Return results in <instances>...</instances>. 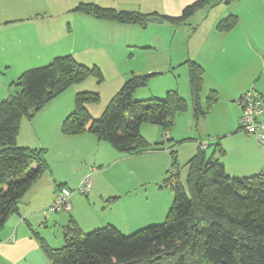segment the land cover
Masks as SVG:
<instances>
[{"label":"crops","instance_id":"0c3cea01","mask_svg":"<svg viewBox=\"0 0 264 264\" xmlns=\"http://www.w3.org/2000/svg\"><path fill=\"white\" fill-rule=\"evenodd\" d=\"M199 1L205 0H0V102L15 92L13 84L23 73L49 65L56 57L96 53L112 68H117L118 60L124 59L135 48L145 46L147 52L159 55L146 61L138 71L155 72L167 67L164 71L171 72L174 80L166 88L168 91L176 88L182 97H191L189 78L182 81L184 88L177 78H181V70L184 73L188 65L186 61H192L204 69V88L209 95L212 92L217 94L212 112L199 120L191 109L177 115L179 120L186 116L192 130L190 135L197 139L188 162L199 152L200 142L208 141L207 160L224 164L228 176L241 178L264 172V146L256 137L241 133L237 125L242 114L238 105L241 95L254 90L264 100V0H234L230 6L226 0H214L199 8L184 23L176 24L162 17H179L186 7ZM82 4L155 15L164 22H149L140 26L102 20L78 10ZM230 15H235L238 23L228 32L219 31V23ZM55 17L60 20L53 28ZM64 19L74 22L84 33L78 43L67 44L61 40L67 34V30L63 29ZM180 54H183V60L173 57ZM221 107L234 111L235 123L212 119L214 109ZM64 108L58 103L49 120L43 109L37 113L41 115L36 127L31 124L21 127L18 136L20 147H34V132L43 149L46 148L40 137L54 134L56 149H46V157L51 153V160L48 161L50 170L24 196L19 213L10 216L0 231V264H44L48 259L39 239H44L49 248L58 249L63 247L58 243L65 244V228L71 222L77 223L84 233L99 229L96 227L103 224L96 222L95 207L98 205L102 208L109 206L110 213L104 224L108 222L107 225L116 227L121 233L131 226L141 229L145 225L162 222L171 205L172 195L153 204L146 200L150 209L142 208L137 201L135 207L131 199L132 183L126 179V173L121 179V173L111 175V172L119 165L133 164L159 175L153 176L156 179H164L169 170L170 151H178L175 148L177 143L170 149L157 147L126 154L89 133L65 136L61 132V125L70 114L66 116L67 111L63 114ZM144 126L141 127L142 133L147 130ZM156 128L158 136L162 134L165 139L168 137V142L178 139V132H166L161 126ZM212 146L215 150L208 156L207 152ZM134 171L131 170L130 174ZM87 176L93 179L89 194L83 197L73 192L71 211L51 212L44 222L40 211L42 213L53 203L58 185L63 184L75 191ZM136 179L141 186L145 185L144 181L150 183L147 178ZM109 180L115 181L114 185L104 187ZM131 207L138 218L133 217ZM50 223L52 229L47 228ZM43 228L52 233L58 232L55 236L57 244L47 237L48 232L40 230Z\"/></svg>","mask_w":264,"mask_h":264},{"label":"trees","instance_id":"16d2710c","mask_svg":"<svg viewBox=\"0 0 264 264\" xmlns=\"http://www.w3.org/2000/svg\"><path fill=\"white\" fill-rule=\"evenodd\" d=\"M213 2L199 1L186 7L179 17H162L176 24L184 23L199 8ZM78 10L98 19L140 26L147 25L152 17L96 4H82ZM238 20L235 15L226 17L219 23V31H230ZM188 65L190 101L176 90L168 91L164 99L135 101L133 93L146 86L149 77L133 76L100 119L93 120L85 107L88 102H98L99 95L78 93L75 110L63 121L61 132L65 136L92 134L126 154L157 148V144H150L141 135L144 123L162 126L168 132L177 115L192 107L199 120L217 101V94L212 92L205 106L201 105L204 69L192 61ZM94 73L100 75L99 68L79 65L73 55L56 57L49 65L23 73L13 84L15 92L0 102V231L10 216L19 213L24 196L50 170L46 149L18 145L22 120L33 119L67 88ZM176 153L170 151L172 164L164 181V186L174 192L165 222L132 235H124L112 225L84 233L77 223L71 222L65 228L63 247L51 249L44 239H39L49 261L52 264H264V172L232 179L224 164L209 162L206 150L200 148L187 164V179L183 183ZM62 187L65 185L59 184L57 189Z\"/></svg>","mask_w":264,"mask_h":264},{"label":"rangeland","instance_id":"374dc122","mask_svg":"<svg viewBox=\"0 0 264 264\" xmlns=\"http://www.w3.org/2000/svg\"><path fill=\"white\" fill-rule=\"evenodd\" d=\"M231 3L229 4V6L231 5ZM105 7H107V6H105ZM67 18H68V20L70 19V17H67ZM59 20L60 19L58 17L53 18V28H54V26H56V23L59 22ZM65 21H64L65 23L63 25V29L65 28L67 30V32H66L67 34H66V36H62L61 40L64 42H67V44L73 43L75 41L78 43L80 40V37L83 36L84 33L79 31L78 26H76L74 22L70 23L69 21L67 22V20H65ZM157 55H159V54H156L154 52H147L145 50V46H140L138 49L135 48V50L133 52L131 51L130 53H128V55L126 57H124V59H122L120 61L118 60L117 61L118 62L117 68H112L108 63H106L96 53L94 55L85 53L83 55H80L79 57H76L73 55L74 58L76 59L77 63H79V65H83L88 69H94L95 67L99 68L100 75H97L94 73L92 76L87 78L85 81H82V82L77 83V84H73L72 86L67 88L63 93H61L58 97H56L55 100L53 99L54 102H51V104H49L47 106V108L44 109L45 113H47L46 114L47 119L49 120V115L56 110L58 103H60V105L65 107L63 114H65V111H67V107L70 105V107L68 108V111L66 113V116L71 114L75 110L76 95L78 93H81V92H90V93H96L99 95L100 98H99L98 102H95V101L88 102L85 105V107L89 111L93 120L100 119L102 117V115L104 114V112L108 109L110 102L112 101L114 96L121 90L123 85L128 80H130L133 76L149 77L147 85L138 88L133 93V96H132L133 100L143 102V103H147L146 101L151 100V99H157V100L164 99L167 95V92H168V90L166 88L169 87V83L171 81H174V80H172V73L168 72V71H166V72L164 71V70H167V67H161L162 69H158L155 72L138 71V69L140 67H142V65L146 61H149L152 58H155V56H157ZM165 56H166V59L168 60V55L166 54ZM173 57L176 60H183V58H184L183 54H180L178 56L174 55ZM188 62L189 61H186L187 64H188ZM185 71H186V73H185ZM188 72H189V68L187 65L184 68V73H183V70H181V72H180L181 78H177V81H179L182 88H184L182 81L183 80L185 81V79L187 80L189 78ZM175 89L176 88H174L173 90H175ZM179 94H181V93H179ZM208 96H209V91L206 88H204V90L201 93V105L203 107L205 106L206 99ZM187 99L190 101L191 97L187 98ZM190 109L189 110L193 113V108L191 107ZM211 112H212V110L210 111V113ZM40 115H36L31 120L24 118L22 120L21 127H24V125L29 127L30 124L33 125V127H36ZM177 117L174 121L173 127L171 129H169V131H171L170 133H177L178 132L177 133L178 139H176V141L174 140L173 142H168L167 140L169 138L167 137L165 139L162 134L159 137L157 132H156V129H157L156 127H158V126L150 124V123H144V125H145L144 127H147V130L144 131V133L141 132V135L144 137V139L147 138L151 144L161 142L160 143L161 145H158V147L163 148V149H170L173 145H175V143H177V145L175 147L176 149H178V151H176L177 152L176 153L177 154V161L181 165V166L179 165V167H180L179 170L181 172V181L183 183H185L186 179H187V174H188V166L186 164H187L188 160L191 158V150L193 149V144L195 143V141L197 139L190 135L192 130H191V127L189 126L190 121H188L186 116H183V118L181 120H179V118H177ZM212 119H214V120L216 119V122H217V120L218 121L219 120L220 121L221 120H227L228 123L232 122V124H233V123H235V113L230 108H226V107L215 108L214 112L212 114ZM195 125H196V122H195ZM237 125L240 126V121L237 123ZM161 129H163L162 126H161ZM241 133H245L244 130L243 131L241 130ZM232 138H233V136H232ZM40 140H41L42 144L45 145L44 147L48 151H49V149H56V145H55L56 139H55L54 134L50 137H43V138L40 137ZM33 142H34L33 143L34 147L30 148V149L41 148L40 143H38L39 138L34 134V132H33ZM106 143L108 144V142H106ZM154 146H156V145H154ZM214 150H215V148L212 146L209 149V151L207 152L208 156H211L212 153L214 152ZM226 157L223 158V161L226 159ZM47 158H48V161L51 160V153L48 154ZM171 164H172V160L170 158L169 168L171 167ZM167 169H168V167H167ZM131 170H135L133 174H130ZM120 173H121V179L123 178V176H122L123 173H124V175L126 173V176H125L126 179H128L132 183L133 193H132L131 197H133V198H131V199L134 202L135 207H136L135 201H137L139 206H141L142 208L150 209V205H148L146 203V200L149 199L150 203L153 204L157 201H164L166 197L170 198V195L173 196L172 200H171V205H170L169 209L167 210L165 217H163L162 222H158L155 224H161V223L165 222L166 217H167V215H168V213L172 207V204L174 202V193L172 192L171 188L169 186L168 187L164 186V181L168 177L167 172L165 173L164 179H161V178L156 179L155 177H157L159 175L152 174L151 170L145 171V169H141L140 167H136L133 164H130V165L126 164V165L117 166L111 172V175H115V174L120 175ZM108 176L110 177V174H108ZM153 176H155V177H153ZM137 177L147 178V180H150V181H148L150 183H147L144 181L145 185L141 186L140 183L138 182V180L136 179ZM231 178L234 179V178H238V177H231ZM113 182H115V181H110V180L107 181L106 183H104V187L113 186L114 185ZM134 187H137L139 189H134ZM74 193H76L77 195H81L83 197L87 196L86 194H82V193L77 192V191ZM129 209H131V211L133 212V217L138 218V215L134 211V208L131 207ZM65 212L66 211H61V213H65ZM109 213H110L109 206L102 208L101 205H98L97 207H95V215H96V219H97L96 222L98 224H103V225L98 226L96 228L102 229V228H104L105 225L109 224L108 222L106 224H104V222L107 219V215ZM40 214H42L41 211H40ZM41 218H42V220H44V222L46 221L43 214L41 215ZM155 224H150V225H155ZM150 225H145L142 228H145V227L150 226ZM132 227L133 226L125 228L124 229L125 232L123 231L122 234L132 235L135 232H137L138 230L142 229L141 227H140L141 229L132 228ZM47 228L52 229L53 228L52 224L50 223ZM40 230L43 233L48 232L47 237L51 238V240L54 241V244H57L55 236L58 235V232L52 233L50 230H47L44 228L40 229ZM95 230H97V229H95ZM92 231H94V229L89 230V231H85V233H89ZM64 245H65L64 242L58 243V246H64ZM48 260L47 261L45 260L46 262L44 264H52Z\"/></svg>","mask_w":264,"mask_h":264},{"label":"built area","instance_id":"2783aa9c","mask_svg":"<svg viewBox=\"0 0 264 264\" xmlns=\"http://www.w3.org/2000/svg\"><path fill=\"white\" fill-rule=\"evenodd\" d=\"M238 105L242 114L240 118V129L247 135H254L258 142L264 146V100L254 90H250L238 99ZM201 150L205 151L209 147L208 141L200 142ZM93 185L91 176H87L80 183L75 191L62 187L57 189L53 203L42 211L44 218H47L51 212H70L72 204L70 198L73 192L89 194Z\"/></svg>","mask_w":264,"mask_h":264},{"label":"water","instance_id":"95a60500","mask_svg":"<svg viewBox=\"0 0 264 264\" xmlns=\"http://www.w3.org/2000/svg\"><path fill=\"white\" fill-rule=\"evenodd\" d=\"M149 22H152V23H163L164 20L157 17V16H152L149 18Z\"/></svg>","mask_w":264,"mask_h":264}]
</instances>
